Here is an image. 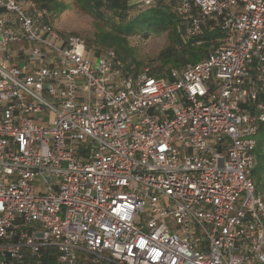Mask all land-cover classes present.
<instances>
[{
	"label": "built area",
	"instance_id": "2783aa9c",
	"mask_svg": "<svg viewBox=\"0 0 264 264\" xmlns=\"http://www.w3.org/2000/svg\"><path fill=\"white\" fill-rule=\"evenodd\" d=\"M113 1L220 45L168 79L0 0V264H264V0Z\"/></svg>",
	"mask_w": 264,
	"mask_h": 264
},
{
	"label": "trees",
	"instance_id": "16d2710c",
	"mask_svg": "<svg viewBox=\"0 0 264 264\" xmlns=\"http://www.w3.org/2000/svg\"><path fill=\"white\" fill-rule=\"evenodd\" d=\"M44 6L52 13L55 11L62 12L65 7L54 1L44 0ZM78 6L86 13L97 14L100 19V14L104 10H110L114 21H118V26H112V32L100 29L97 33L94 44L103 49H111L135 70H140L146 66L142 62H138L133 58V49L130 47L126 37L138 35L147 38L138 32V19L144 18V21L158 22L164 18H169L170 21L159 25V32H167L169 35V46L164 49L158 56L157 60L160 65L157 68H152L156 75H164L169 79L172 69H181L188 64H196L207 57L213 47L220 45V35L207 36L199 39H194L189 42H184L179 34V21L176 17L167 10L162 9L146 14H132V10L136 8L128 7L126 3H118L113 0H78ZM141 15V16H140ZM130 16V17H129ZM132 17V18H131ZM101 20V19H100ZM143 20V19H142ZM153 25H150V30ZM257 166L253 172V180L258 192L264 188V127H262L257 137Z\"/></svg>",
	"mask_w": 264,
	"mask_h": 264
},
{
	"label": "rangeland",
	"instance_id": "374dc122",
	"mask_svg": "<svg viewBox=\"0 0 264 264\" xmlns=\"http://www.w3.org/2000/svg\"><path fill=\"white\" fill-rule=\"evenodd\" d=\"M62 4L65 9L62 12H52V19L56 29H58L64 35H77L88 40L90 46H95L92 44L97 33L100 29H105L108 31H113L112 26L117 25L118 21H114V18L110 10H104L100 14V19L96 16L97 14H90L82 11L78 6V0H54ZM162 10L159 7L153 8H143L138 10V8L132 10V14H146L147 16L151 13ZM141 16V15H140ZM130 17V16H129ZM132 18V17H131ZM143 19V20H142ZM170 19L164 18L158 22L154 21H144V18L138 19V32L141 35L148 34L147 38L140 35L128 36L126 37L130 47L133 49V58L142 62L145 65H150L152 68H157L160 62L157 60L159 54L169 46V35L167 32L160 33L159 25L169 22ZM150 25L153 28L150 30ZM93 55L89 57L92 59ZM40 117L54 119V115L40 114ZM37 188H39V182L36 183ZM260 193L264 197V188L260 190Z\"/></svg>",
	"mask_w": 264,
	"mask_h": 264
}]
</instances>
